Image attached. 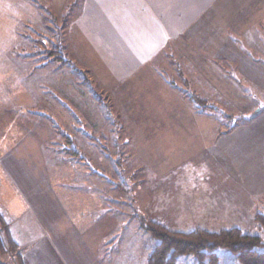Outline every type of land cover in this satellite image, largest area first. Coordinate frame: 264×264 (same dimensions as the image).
I'll use <instances>...</instances> for the list:
<instances>
[{
  "label": "rangeland",
  "instance_id": "obj_1",
  "mask_svg": "<svg viewBox=\"0 0 264 264\" xmlns=\"http://www.w3.org/2000/svg\"><path fill=\"white\" fill-rule=\"evenodd\" d=\"M52 2L56 5L55 13L62 15L71 11L74 6L67 5L68 0ZM47 6V0H0V94H23L18 95L14 105L19 109L23 102L25 115L30 107L29 102L39 107V113H33L28 116L29 119L25 117L23 123L19 121L13 129H8L6 136L9 141L12 137L18 141L23 140L17 148L24 158L33 156L28 152L45 142L46 150L59 161V175L66 174L62 179L65 183L69 181L68 173L74 175V172L87 171L105 176L104 180L90 177L88 183L93 188L96 185L102 187L105 192V215L110 209L108 205L112 204L113 218L119 221L112 234L105 236L107 243L104 248H107L108 264H147L148 256L157 242L141 229L139 217L147 224L158 223L178 231H190L197 227L212 231L238 227L245 233L260 235L264 240V230L255 221L258 213L264 214V209L261 208L263 205L253 207L252 202L247 201L241 188L225 177L223 168H218L204 154L206 146H201L199 141L193 149L189 144L191 141L188 142L183 137V144L171 148L174 143L171 140L172 131L179 132L174 128L178 124L176 122L187 123L192 120L188 112L181 114L182 116L176 114L179 102L175 103L167 94L162 100L148 96L135 98L125 91L123 94H110L108 89L112 81L107 71L100 66L86 68L82 64L96 63L93 56L87 51L76 49V46L71 51L70 45L63 44L66 42L64 34H51L44 29L31 27L29 21L39 22L41 19L33 17L37 11L42 14V11L50 12L44 9ZM14 11L23 13L22 29L20 23H16L21 16L16 21L13 18ZM41 30L46 39L51 38L52 43L41 46L35 43L36 39H42L37 32ZM60 39L62 44H59ZM44 51H54L52 55H61L72 62L64 65L56 60L51 61L48 66L47 62L42 61L47 59L44 57L47 52ZM171 54L175 58L174 63L170 66L167 59H159V72L163 71L167 79L183 86L187 92L197 90L196 93L206 99L207 104L221 108V113L217 112V115L206 111L201 115L203 117L195 116L193 124L198 122L203 126L204 123H215L216 131L219 128V133H227L236 121L222 119V114L228 113L227 109L231 113H239L237 106L227 103L221 94H203V88L209 87L205 83L206 79L198 74L183 78L177 69L181 71L186 66L185 71L189 76L187 65L190 64L185 59L175 61L178 59L177 52L171 51ZM232 55L231 59L237 60L234 62L238 63L234 64L238 67L231 65L230 71L245 81L242 87L249 96H255L252 97L254 101L260 99L264 104V50L234 51ZM250 57L257 59L256 64L249 65ZM232 73L230 75L234 77ZM191 79L190 87L185 86L184 81ZM234 80L239 83L238 79ZM173 85L169 86L173 88ZM95 92L101 94L104 104L99 103ZM177 95L190 107L194 104L200 107L188 96L180 93ZM261 103L258 104L259 109L262 107ZM263 113L264 107L257 115ZM255 116L256 114L247 116V119L252 121ZM168 125L173 127L169 128ZM177 135L175 136L178 137ZM73 150L79 155H74ZM84 157L85 162L82 160ZM263 160L264 155V163ZM40 165L41 162L39 166L35 165V171L43 179L47 176L44 173L50 172ZM262 168L264 169L263 164ZM72 181L77 180L73 178ZM0 196L1 199L5 198L2 194ZM90 198H85L87 205ZM219 202L223 209L217 204ZM103 212L104 210H99L97 217L105 221L106 228L111 225V220ZM25 221L26 218L20 224ZM4 243L8 249L5 239ZM218 253L221 256L220 264H240L229 250L220 248ZM196 262L193 255H187L180 257L178 264ZM0 264L17 262L14 255L4 254L0 250Z\"/></svg>",
  "mask_w": 264,
  "mask_h": 264
},
{
  "label": "crops",
  "instance_id": "obj_2",
  "mask_svg": "<svg viewBox=\"0 0 264 264\" xmlns=\"http://www.w3.org/2000/svg\"><path fill=\"white\" fill-rule=\"evenodd\" d=\"M47 3L44 9L52 12L51 15L37 11L33 17L41 19L29 21L31 27L64 34L63 44L70 45L71 51L76 46L93 56L96 63L82 64L100 66L107 71L112 81L110 94L125 91L135 98L148 96L160 100L167 94L175 103L179 102L176 114L188 112L192 120L176 122L174 128L179 132L172 131L171 148L183 144V137L191 141L193 149L200 141L201 146H206L204 154L218 168H223L225 177L241 188L247 201L253 207L262 204L264 209V113L257 115L264 104L259 98L254 101L255 96H249L242 87L245 81L230 71L231 65L238 67L234 64L237 60L231 59L232 52L264 50V0H68L67 5L74 6L63 15L55 13L52 0ZM14 12L16 21L21 16L16 23L22 29L23 13ZM37 32L42 39H36L35 43L40 46L52 43L43 30ZM163 51L177 52L175 61L187 60L189 76L185 66L181 70L183 77L198 74L206 79L209 87L203 88V94H221L227 103L237 106L239 113L249 117L256 114L254 120L227 133H219V128L216 131L215 123L193 124L195 116L203 117L205 112L199 114L195 107L179 98L178 91L160 74L158 61L166 60ZM42 61L48 66L55 62L48 55ZM256 62L257 59L250 57L249 65ZM168 64L171 66L172 62L168 60ZM18 95L23 96L0 94V194L5 196L0 198V211L11 223V237L21 251L23 264H108L105 236L112 234L119 221L113 218L112 204L108 203L110 209L105 215L102 187L95 184L93 188L88 183L92 177L104 180L105 176L81 171L68 173V183L63 182L66 174L59 175V161L46 150L45 142L28 152L33 156L24 158L17 148L23 140L12 137L9 141L6 132L19 121L23 123L25 117L29 119L28 116L39 113V107L29 102L25 115L23 102L19 109L14 105ZM39 162L50 172L44 173L46 178L42 179L35 171ZM73 178L77 181L73 182ZM88 196L91 198L87 205ZM217 204L223 206L221 202ZM99 210H104L105 217L111 220L109 227L105 228V221L97 217ZM24 218L27 221L20 224Z\"/></svg>",
  "mask_w": 264,
  "mask_h": 264
},
{
  "label": "trees",
  "instance_id": "obj_3",
  "mask_svg": "<svg viewBox=\"0 0 264 264\" xmlns=\"http://www.w3.org/2000/svg\"><path fill=\"white\" fill-rule=\"evenodd\" d=\"M60 39L59 44H62ZM47 52L49 57H53L51 51ZM58 52V51H57ZM163 55L170 62L174 63L173 56H171V51H163ZM43 54V52H41ZM170 57V58H169ZM55 61H60L61 64H70L72 61L64 58L61 55L54 56ZM173 60V61H171ZM179 67L178 65L176 66ZM83 72L82 70H76ZM178 73L183 76L182 71L178 70ZM160 74L166 79V81L185 97L188 96L193 103H197L200 107L198 108L195 104L193 107L198 110V112L213 111L217 115L221 113V108L219 106H213L207 104V100L200 97L196 92L197 90L187 92L183 86L176 85L172 80L165 77L164 72L160 70ZM183 78L186 79L184 76ZM87 81H89L87 79ZM190 80H185V86H189ZM190 87V86H189ZM191 94V95H188ZM182 95V96H183ZM95 97L99 100L100 104H104L101 99V94L95 92ZM223 115L222 119L235 120V125L228 129L233 130L237 125L249 122L247 116L230 111ZM230 111V112H229ZM242 115V116H240ZM220 116V115H219ZM74 155H79L78 152L73 150ZM86 161V158H82ZM125 189V188H124ZM125 191V190H124ZM138 217V216H137ZM141 229L150 235V237L157 242L154 250L149 254L147 259V264H178L179 258L182 256L193 255L197 262L196 264H220L221 256L218 253L220 248H225L229 250L234 256L237 257L240 264H264V240L260 235L245 233L241 228H223L218 231H212L204 227H197L190 231H178L173 230L170 227L164 226L158 223L147 224L145 220L139 217ZM256 223L259 225L261 230H264V214L258 213L255 217ZM0 250L4 253H11L15 256L17 264H23V258L21 252L17 247V244L11 237L10 223L5 219L4 215L0 211ZM4 239L8 242V249L4 243Z\"/></svg>",
  "mask_w": 264,
  "mask_h": 264
}]
</instances>
